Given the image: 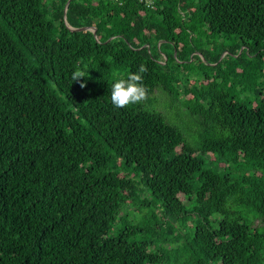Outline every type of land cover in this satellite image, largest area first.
<instances>
[{"label": "trees", "instance_id": "trees-1", "mask_svg": "<svg viewBox=\"0 0 264 264\" xmlns=\"http://www.w3.org/2000/svg\"><path fill=\"white\" fill-rule=\"evenodd\" d=\"M67 3L0 0V264H264V0ZM195 34L234 38L182 82L195 142L113 106L141 65L178 97Z\"/></svg>", "mask_w": 264, "mask_h": 264}, {"label": "rangeland", "instance_id": "rangeland-1", "mask_svg": "<svg viewBox=\"0 0 264 264\" xmlns=\"http://www.w3.org/2000/svg\"><path fill=\"white\" fill-rule=\"evenodd\" d=\"M209 34V33H208ZM208 34L204 35L202 40L198 39V35H194V40L192 44V49L194 48L195 52L191 54V58L195 56V60H190L188 64H184L178 60V63H181V68H175V63H170V70L176 72V76L182 79L181 85L178 88L176 85L175 89L179 92L177 97L174 92L164 89H155L153 94L149 99H143L141 102L143 106L154 108L163 114L168 121L173 124L180 125V128L184 131L188 140H192V143L195 142V139L199 138V128L195 126V122L191 119L192 117L188 116L187 105L185 99L187 96L183 93L182 82L186 84H191L195 82V79H198L201 74L209 73L211 76L216 74V71L212 69V64L208 65L205 63L204 59L200 55L202 52H208L210 55H215L221 51H224V55L229 54L231 46L233 45L234 38L232 40H227L223 35L216 37H211ZM160 55L163 59L167 60L166 55L171 54L169 47H163L162 50L159 49ZM177 51L174 52L176 56ZM185 85V84H184ZM178 88V89H177ZM194 119V118H193ZM127 211H134L133 208L128 209Z\"/></svg>", "mask_w": 264, "mask_h": 264}, {"label": "clouds", "instance_id": "clouds-1", "mask_svg": "<svg viewBox=\"0 0 264 264\" xmlns=\"http://www.w3.org/2000/svg\"><path fill=\"white\" fill-rule=\"evenodd\" d=\"M144 72H146V68L141 65L138 71L114 80L111 85V100L114 107L122 108L127 105L136 104L145 97L146 88L142 83ZM80 78H85L80 84L83 88L87 83L85 72L76 70L72 73L73 81H79Z\"/></svg>", "mask_w": 264, "mask_h": 264}, {"label": "water", "instance_id": "water-1", "mask_svg": "<svg viewBox=\"0 0 264 264\" xmlns=\"http://www.w3.org/2000/svg\"><path fill=\"white\" fill-rule=\"evenodd\" d=\"M70 1L71 0H68V3H67V5H66V10H67V8H68V5H69V3H70ZM72 31H81V30H89V31H92L93 33H94V35H96V28H82V29H74V28H71V27H69Z\"/></svg>", "mask_w": 264, "mask_h": 264}, {"label": "built area", "instance_id": "built-area-1", "mask_svg": "<svg viewBox=\"0 0 264 264\" xmlns=\"http://www.w3.org/2000/svg\"><path fill=\"white\" fill-rule=\"evenodd\" d=\"M141 2H145L148 6L153 5V0H140Z\"/></svg>", "mask_w": 264, "mask_h": 264}]
</instances>
